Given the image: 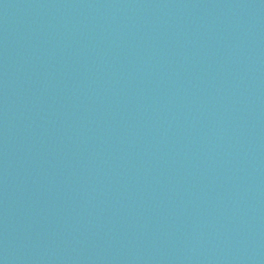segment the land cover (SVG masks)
Listing matches in <instances>:
<instances>
[{"label":"water","instance_id":"obj_1","mask_svg":"<svg viewBox=\"0 0 264 264\" xmlns=\"http://www.w3.org/2000/svg\"><path fill=\"white\" fill-rule=\"evenodd\" d=\"M0 264H264V164L110 0H0Z\"/></svg>","mask_w":264,"mask_h":264}]
</instances>
